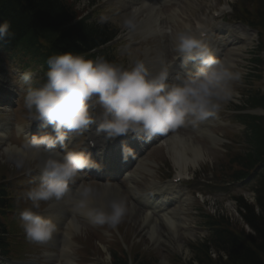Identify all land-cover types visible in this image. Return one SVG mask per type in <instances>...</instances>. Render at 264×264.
I'll list each match as a JSON object with an SVG mask.
<instances>
[{
  "label": "clouds",
  "instance_id": "obj_1",
  "mask_svg": "<svg viewBox=\"0 0 264 264\" xmlns=\"http://www.w3.org/2000/svg\"><path fill=\"white\" fill-rule=\"evenodd\" d=\"M100 19L108 22L110 17ZM137 25L135 12L119 21L129 31ZM10 28L8 21L0 24V40L13 37ZM169 33L178 55L159 70L140 58H130L125 64L65 51L48 57L40 83L33 82L30 70L21 74L28 119L51 129L33 135L21 147L13 146L10 156L17 169L34 164L39 172L38 182L26 193L30 204L19 213L29 241L43 243L57 234L58 224L48 213L61 204L73 217L82 215L93 224L112 228L130 211L124 195L98 201L101 187L110 185L85 180L84 170L99 166L86 149L69 148L66 142L92 125L106 141L131 134L149 142L208 120L234 99L233 84L241 79V72L212 54L205 43L206 33L194 31L190 24ZM175 60L180 61L178 69ZM88 143L95 146V140ZM122 155H132L128 145H122Z\"/></svg>",
  "mask_w": 264,
  "mask_h": 264
},
{
  "label": "rangeland",
  "instance_id": "obj_2",
  "mask_svg": "<svg viewBox=\"0 0 264 264\" xmlns=\"http://www.w3.org/2000/svg\"><path fill=\"white\" fill-rule=\"evenodd\" d=\"M221 0H197L196 1V14H201L202 12L206 11L208 7H211V5L216 6L214 2H217L219 4ZM89 0H78V6L80 8H84L85 6H88ZM93 5H99L97 7L98 12L89 18L90 21H93L94 18L97 17V19L100 21V17L106 16L107 12H109L112 8L109 0H98V3H95ZM101 5V6H100ZM92 6V5H91ZM94 6V7H95ZM103 7V8H101ZM100 8V9H99ZM242 60H239L237 63L239 65V71L241 72V79L233 84L235 96L232 100L237 101L238 103H241V99L245 96L247 90L250 88L248 82L245 80V76L247 74V71L249 70L250 63L249 58L245 54L244 57H242ZM28 71V70H26ZM36 73V72H34ZM7 76V77H6ZM1 75L0 78L9 81V74ZM231 101V102H232ZM13 111L10 112V114H7V116L15 117V121L21 125V127H25L27 125L28 116L26 113V110L24 109V105L21 103L19 108L15 110L14 106H12ZM11 145L13 146H23V137H20V133L18 131L11 132ZM239 145V144H238ZM7 151L5 148L0 150V179L4 177H12L14 174H17V176H24L27 175V179L34 178L37 175L38 170L35 169L34 164L27 165L24 169H17L12 162V159L10 158L11 155L5 154ZM206 157L204 159L206 163L204 166L209 168L217 167L221 170H226L227 167L222 166L227 165L231 162L229 160V157L225 155V153L222 150H207L206 151ZM234 155L233 153H230ZM221 163V164H220ZM169 168H173L174 165L172 162L167 163ZM28 167H31L33 170L29 172L27 170ZM205 168V167H204ZM165 170L161 167L158 169L153 170L152 173L148 172H141V175L143 177L148 178L152 174L153 176L158 175L159 173H162ZM143 182H148L146 179H143L142 181H137L134 186H137L138 188H143L142 185ZM95 183V182H94ZM97 184V183H96ZM207 188L206 186H204ZM197 188V187H196ZM198 190V188H197ZM200 191V190H198ZM209 191V190H207ZM221 191L226 195L225 197L217 198L218 201H220L219 204H223L224 201L227 200L231 195L238 194L239 189L233 187H222ZM202 194L206 195V191L202 192ZM194 207V208H193ZM198 203L194 201L192 205H190L191 211L189 210L188 216L192 217V221H190L191 225L188 230H184L181 235L178 236L176 241L173 242L172 249L178 251L181 256H185V254H189L187 257H184V260H189L192 257V252L189 250V245L191 246V239H195L196 242L202 241V238L207 236L208 230L205 228L202 224L204 223L203 217L197 215V212L195 211V208H198ZM130 211L126 215L125 219L119 224L120 228L126 236L131 240V242L134 243V250L136 253L139 254L140 259H146L150 262V264H182L179 259L175 258L172 253V249H169L165 245H162L160 247L154 248L148 238L144 236L142 231H140L141 222L137 218L136 215H132L131 211L132 209L129 208ZM208 209L211 210V207L209 206ZM202 213V212H201ZM225 217L229 216L230 220L239 225L244 226L243 219L241 215H238L235 213V210H229L227 211L224 209L221 211V215ZM226 219V218H225ZM78 222H80V229L76 230L74 235H72V249H71V255L73 256V260L71 264H111V251L114 249L119 248L118 243H116L111 236L108 235L107 230H97L93 229L92 226H89L86 224L85 219L82 216L78 217ZM196 225V226H195ZM200 225V226H199ZM16 229H20V226L16 227ZM170 234H167L169 237ZM198 242V243H199ZM194 244V243H193ZM197 244V243H196ZM177 245H183L182 248L178 250ZM152 249L154 251H152ZM56 251L55 249H48L47 247L42 248V250H37V253H46L48 251ZM169 256V257H168ZM213 259H217L218 255L217 253H213L212 255ZM51 261H55L54 259ZM61 263L55 262V264H67L64 259L60 260ZM194 264H200L198 262Z\"/></svg>",
  "mask_w": 264,
  "mask_h": 264
},
{
  "label": "trees",
  "instance_id": "obj_3",
  "mask_svg": "<svg viewBox=\"0 0 264 264\" xmlns=\"http://www.w3.org/2000/svg\"><path fill=\"white\" fill-rule=\"evenodd\" d=\"M70 7L62 0H0V24L10 23L12 44L21 41L31 45L43 38L49 44V53L72 51L85 54L103 41V31L79 23L59 32V28L74 14ZM258 203L259 213L244 203L243 215L251 234L243 230L237 237L232 233L218 232L217 239L221 242L218 246L227 253V257L219 256V260L213 261L209 256L198 254L202 264H264V187Z\"/></svg>",
  "mask_w": 264,
  "mask_h": 264
},
{
  "label": "bare ground",
  "instance_id": "obj_4",
  "mask_svg": "<svg viewBox=\"0 0 264 264\" xmlns=\"http://www.w3.org/2000/svg\"><path fill=\"white\" fill-rule=\"evenodd\" d=\"M117 1H122V0H117ZM147 1L148 0H144V1H142V2H140V4L138 5L139 6V8H143V7H149L150 5L147 3ZM191 4V10L193 11V12H195L194 10H195V8H196V4H195V2L193 1V2H191L190 3ZM196 13V12H195ZM190 151H185V150H178L177 148H176V150H175V152H173L172 153V160L176 163V164H178L179 165V167L181 168V169H183V170H186V168H187V164H189V162H192V161H194L196 158H198V157H202V155H203V153H204V151H202V150H199L197 147H195V146H192L191 147V149H189ZM7 151H8V154H12L13 153V147H8L7 148ZM207 155V154H206ZM107 189L105 188V190H104V192L102 193V194H99L98 195V197H97V199H98V201L99 200H102V199H104V198H110V197H117V194H118V189H114V190H112V191H110L109 190V193H107V191H106ZM179 195H181V193H179ZM182 196V195H181ZM161 200H168V197H165V198H162ZM60 206H63L62 204L61 205H59V206H56V208H59ZM60 219H61V217L60 218H58V222L60 221ZM143 219L145 220V221H147V222H150V221H153V219L151 218V217H149V215L148 214H146V215H144L143 216ZM57 222V221H56ZM153 223H156V222H154L153 221ZM58 224V223H57ZM78 227V224L74 221V220H72V222H71V226H70V228H69V230H68V233H66L67 234V236H66V238H67V241L69 240V238L71 237V235H72V230L73 229H75V228H77ZM170 227V226H169ZM170 229H171V233H172V235L174 234V229H172L171 227H170ZM147 231H148V234L149 235H151V236H155L156 234H158L159 233V230L157 229V227L155 226V225H152V226H150V228H148L147 229ZM175 235V234H174ZM157 238V237H156ZM175 237L173 236V239H174ZM160 238H157L156 240L158 241ZM166 240V239H165ZM167 241V240H166ZM67 246H66V248L64 249V252H63V254H62V257H64V259L67 261V262H69V263H71V260H72V256H70V248H71V245L69 244V242H67V244H66ZM56 253H50V254H48V258L50 259L51 258V256H53V255H55ZM68 263V264H69Z\"/></svg>",
  "mask_w": 264,
  "mask_h": 264
}]
</instances>
